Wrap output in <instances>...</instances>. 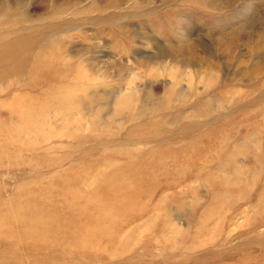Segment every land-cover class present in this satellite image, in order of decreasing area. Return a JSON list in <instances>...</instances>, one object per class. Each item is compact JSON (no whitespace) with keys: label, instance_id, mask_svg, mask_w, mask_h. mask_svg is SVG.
Here are the masks:
<instances>
[{"label":"rangeland","instance_id":"374dc122","mask_svg":"<svg viewBox=\"0 0 264 264\" xmlns=\"http://www.w3.org/2000/svg\"><path fill=\"white\" fill-rule=\"evenodd\" d=\"M0 264H264V0H0Z\"/></svg>","mask_w":264,"mask_h":264},{"label":"bare ground","instance_id":"6f19581e","mask_svg":"<svg viewBox=\"0 0 264 264\" xmlns=\"http://www.w3.org/2000/svg\"><path fill=\"white\" fill-rule=\"evenodd\" d=\"M187 60V59H186ZM182 173V172H181ZM146 176H148V174H146ZM118 200H120V198L118 199Z\"/></svg>","mask_w":264,"mask_h":264}]
</instances>
